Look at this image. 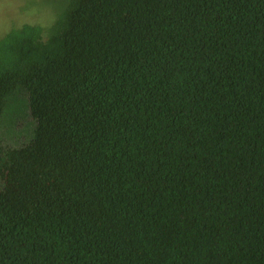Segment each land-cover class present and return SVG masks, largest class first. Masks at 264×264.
Instances as JSON below:
<instances>
[{
    "label": "trees",
    "instance_id": "trees-1",
    "mask_svg": "<svg viewBox=\"0 0 264 264\" xmlns=\"http://www.w3.org/2000/svg\"><path fill=\"white\" fill-rule=\"evenodd\" d=\"M0 264H264V0H69L1 38Z\"/></svg>",
    "mask_w": 264,
    "mask_h": 264
},
{
    "label": "rangeland",
    "instance_id": "rangeland-1",
    "mask_svg": "<svg viewBox=\"0 0 264 264\" xmlns=\"http://www.w3.org/2000/svg\"><path fill=\"white\" fill-rule=\"evenodd\" d=\"M68 3L69 0H0V39L25 23L48 30Z\"/></svg>",
    "mask_w": 264,
    "mask_h": 264
}]
</instances>
